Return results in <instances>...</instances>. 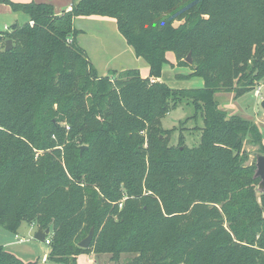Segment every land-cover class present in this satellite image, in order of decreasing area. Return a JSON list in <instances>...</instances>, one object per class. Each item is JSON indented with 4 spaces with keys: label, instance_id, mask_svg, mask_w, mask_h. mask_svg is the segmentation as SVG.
Here are the masks:
<instances>
[{
    "label": "trees",
    "instance_id": "obj_1",
    "mask_svg": "<svg viewBox=\"0 0 264 264\" xmlns=\"http://www.w3.org/2000/svg\"><path fill=\"white\" fill-rule=\"evenodd\" d=\"M7 3L27 21L0 34V230L50 242L44 263L0 245V264H264V192L243 149L260 130L215 98L264 85V0H73L59 15ZM90 16L115 21L148 78L98 74L73 26ZM168 54L203 87L157 81ZM183 103L194 113L173 144L162 120Z\"/></svg>",
    "mask_w": 264,
    "mask_h": 264
},
{
    "label": "rangeland",
    "instance_id": "obj_2",
    "mask_svg": "<svg viewBox=\"0 0 264 264\" xmlns=\"http://www.w3.org/2000/svg\"><path fill=\"white\" fill-rule=\"evenodd\" d=\"M102 22L98 23L100 26L98 27L99 30V37L102 42V45L106 49L105 53L97 52L95 49V56L97 57V61H92L95 67L101 71L103 67L110 68H119L124 67L125 69H132L136 65L134 55H129L127 53H122V57L120 59H116L113 57L111 51H109V46L111 45L109 42L105 41V36L110 32L115 30V21L111 18H102L100 19ZM26 22V21H25ZM23 21H19L16 24L21 25L25 23ZM77 27H83L79 24L76 25ZM96 28V27H95ZM85 31L88 28L83 27ZM4 32H10V27L5 29ZM89 34H87L88 36ZM2 41H0V46ZM132 50V49H131ZM99 51V50H98ZM132 54V53H131ZM116 59V60H115ZM138 62V61H137ZM184 69L185 67H178ZM187 69V68H186ZM185 70V69H184ZM118 72V71H116ZM144 78L149 77V72L145 74L143 72ZM163 79L167 82L169 87L174 89H183V88H197L198 87V78L192 79H185L188 77L186 74L177 75L176 78L180 79H173L171 78L170 72L164 71L162 74ZM185 80H183V79ZM203 87V84L202 86ZM258 87L261 88V96L257 97L255 95V89ZM254 91L245 94L242 97L235 99L233 94H217L215 96L216 100L220 104L221 108L227 112L228 114H235L239 115L243 119L255 124L260 130V138L261 142H253L251 137H246L244 139L243 149L248 155V160L245 163L246 165L252 164L256 162V158L258 156H264V111L260 108V100L264 95V85H259ZM194 113V109L190 105L180 104L175 109L171 110L162 120V127L164 129H174L171 134V142L174 144L177 142L179 137V126L182 122H185L187 118L191 117ZM201 126V120L198 118L196 121L189 120L185 125L186 128H190L193 126ZM184 136V143L187 147H193L198 143V135L197 134H189L187 131H183ZM260 181V180H259ZM36 228L33 226H26L25 224L22 225L18 235L14 237H6L7 242L12 243L11 246H8L6 249L13 254L20 256L23 260H33L35 258L42 257L43 254H47L49 251V247H47L44 243H40L33 239V234L36 232ZM15 237H19L24 239L25 241L21 244L15 242ZM1 238V237H0ZM5 242V238L2 241L0 239V243L3 244ZM127 257H122L120 263H124ZM78 264H113L108 260L107 256H96L95 254H86L80 255L77 259Z\"/></svg>",
    "mask_w": 264,
    "mask_h": 264
},
{
    "label": "crops",
    "instance_id": "obj_3",
    "mask_svg": "<svg viewBox=\"0 0 264 264\" xmlns=\"http://www.w3.org/2000/svg\"><path fill=\"white\" fill-rule=\"evenodd\" d=\"M7 2L12 3V4H29V3L48 4L53 8L54 13L56 15H59L62 11H69L71 9V5L73 3V0H2V1H0V34L3 33L6 28H8V27L11 28L14 24H16L19 21H23V22L27 21V17L24 16L23 14L13 12L11 6ZM102 18H104V17L90 16V17H77L73 20L74 28L80 31V34L77 37L78 45L85 51V53L87 54L89 60L91 61V63L93 64L94 67H95V65L92 61V58H93V60L97 61V57L95 56V49L97 50V52H102V53L106 52V49L104 48V46L102 45V42L100 40V37H99L100 34H99V30H98V27L100 26L98 23L102 22V20H100ZM77 24H79L85 28H88L87 31H85V29H83V27H77L76 26ZM87 34H89V35L87 36ZM104 40L111 44L109 46L110 47L109 51L112 52L114 58L120 59L122 57V55H121L122 53L134 55L133 50H131L132 48H130L129 46L126 45L125 40L118 33V31L116 29V24H115V30L113 32H110L109 34H107L105 36ZM134 57H135V55H134ZM167 58H168L169 64L163 66L162 74L164 73V71L168 70V72H170L171 78L177 79V80H180V79L176 78L177 75H180L183 73L186 75L190 74L189 69L184 68L185 69L184 70L182 68H178L175 65L176 64L175 58L172 54H168ZM134 61H135L136 65H134L135 67L132 69L139 70L140 76L142 78H144L145 75H143V72H145V74H147V72H148V67H147L146 63L141 59H137L136 57H135ZM124 69H125L124 67H119V68H114V69L113 68L108 69L107 67H103L102 70L99 71L96 68V70L100 76L106 75L108 70H113V71L119 72V71L124 70ZM190 79H192V78H190ZM183 80H185V79H183ZM199 80H201V79H199ZM157 81L164 82L165 84H167V82L163 79L162 75H161L160 79H157ZM198 83L199 84H198L197 88H202L201 87L203 84L202 80ZM0 237H1L0 239L2 241L5 238V242L3 244L0 243V245H2L5 249H7L8 246L12 245V243L7 242L6 237H14V235H11L5 231L0 230ZM43 255H45V254H43ZM18 257H20V256H18Z\"/></svg>",
    "mask_w": 264,
    "mask_h": 264
},
{
    "label": "water",
    "instance_id": "obj_4",
    "mask_svg": "<svg viewBox=\"0 0 264 264\" xmlns=\"http://www.w3.org/2000/svg\"><path fill=\"white\" fill-rule=\"evenodd\" d=\"M12 43L10 40H7L5 42V51H8L11 49ZM185 61L190 64L191 63V58H190V54L187 55ZM260 108L264 111V95L262 96L261 100H260ZM86 149V147L82 146L80 147V153L82 150ZM255 177L259 178V184L257 186V190L260 192H264V156H258L256 158V162H255ZM47 235V231H43L41 228L37 229L36 232L33 235V239L43 243L44 239ZM93 238V230L91 229L88 233V235L79 243V248H83L86 249L89 247L91 241Z\"/></svg>",
    "mask_w": 264,
    "mask_h": 264
},
{
    "label": "built area",
    "instance_id": "obj_5",
    "mask_svg": "<svg viewBox=\"0 0 264 264\" xmlns=\"http://www.w3.org/2000/svg\"><path fill=\"white\" fill-rule=\"evenodd\" d=\"M6 29H7V28H6ZM151 82H154V80H151ZM255 95H256L257 97H260V96H261V88H260V87H258L257 89H255ZM24 241H25V240L22 239V238L15 237V242L18 243V244H21V243H23ZM49 242H50L49 239H44V242H43V243H44L46 246H48V245H49ZM41 262H42V263L46 262V254L43 255V256L41 257Z\"/></svg>",
    "mask_w": 264,
    "mask_h": 264
}]
</instances>
